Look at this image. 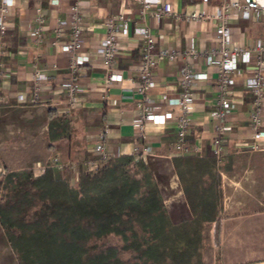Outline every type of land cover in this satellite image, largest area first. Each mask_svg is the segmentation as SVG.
Instances as JSON below:
<instances>
[{
  "label": "crops",
  "instance_id": "crops-1",
  "mask_svg": "<svg viewBox=\"0 0 264 264\" xmlns=\"http://www.w3.org/2000/svg\"><path fill=\"white\" fill-rule=\"evenodd\" d=\"M159 1L168 5L172 13L160 18H146L155 37L153 50L167 48L177 51L179 56L175 59H159L154 64L156 84L149 90L151 104L155 106L156 112L171 111L176 114L180 66L189 62L197 72L204 73V77L195 80L188 137L189 142L196 145L198 150L196 154L188 156L203 159L214 156L213 109L218 69L204 53L217 46V20L213 16L221 0ZM75 2L14 0L7 13V29L0 37L4 45V74L0 81V93L6 97V102L0 105V125H8V120H25L32 137L34 127H38L45 138L43 161L54 164L75 162L73 170L77 171L86 170L87 160L92 156V147L102 130L106 147L118 156H132L148 146V154L142 155L140 159L153 172L158 188L161 190L162 185L171 188L173 192L168 196L162 195L164 204L168 200L171 203L182 200L191 212L173 164L174 159L187 156L176 153L173 148L175 117L166 119L164 123L147 121L144 125L145 137H141L134 126L140 120V96L136 88L143 46L142 35L135 31V26L143 24L135 16L138 9L136 0H78L83 29L80 52L90 55V59L74 72L80 88L76 106L68 107L63 83L70 75L69 57L62 50L61 42L67 37L69 27L66 25L59 37H55L54 29L59 19H70L71 6ZM38 6L43 18L39 35L34 31L33 19ZM124 8L130 18L128 32L118 35L120 49L113 62L114 71L121 77L106 82L102 59L98 53L106 33L104 20ZM192 11H203L208 17L189 18ZM230 25L233 44L250 47L255 39L264 43L263 10L257 11L249 19L233 11ZM190 47H195L200 54L196 57L187 56L185 52ZM250 56L251 62L239 64L241 72L229 87L234 106L226 118L221 156L224 166L216 165V171L220 174L218 187L222 191L223 203L210 223L209 233L218 235V264H264V189L256 194L253 192L250 197L236 190L238 184L244 182L236 174L239 155L264 157V134L257 138L253 136L250 118L252 92L244 80L254 70L252 60L255 54L251 52ZM35 66L43 69L46 79L41 81L39 99L31 102L30 90ZM260 115L261 129L264 131V97ZM230 156L234 162L226 165ZM30 162L32 167L41 161L33 159ZM159 163L167 171V178L159 176ZM185 166L182 164L181 168ZM64 169L54 168V177L62 179L60 175ZM250 169L262 171L253 172L251 178L255 175L257 178L258 174L264 175L263 163H257Z\"/></svg>",
  "mask_w": 264,
  "mask_h": 264
},
{
  "label": "trees",
  "instance_id": "trees-1",
  "mask_svg": "<svg viewBox=\"0 0 264 264\" xmlns=\"http://www.w3.org/2000/svg\"><path fill=\"white\" fill-rule=\"evenodd\" d=\"M130 164L136 167L133 174ZM173 164L192 214L191 220L178 225L169 222L157 183L141 159L134 160L129 155L114 157L94 171L79 173L75 186L54 177L51 167L35 177L32 170L25 171L24 176L32 180L35 189H22L19 194L24 197L22 204H39L36 217L23 220L26 227L20 228L16 236L13 227L18 221L9 216V209L0 212V224L10 244L13 246L16 238L28 244L25 254L31 258L17 255L19 264H77L82 259L104 263L101 253L87 251V239L93 234H126L135 224L165 229L169 235V229L181 228L186 234L192 227L198 234L206 217L214 219L222 198L216 159L213 155L204 159L187 155L174 159ZM182 164L187 166L181 168ZM37 189L45 195L43 198L36 197ZM211 193L213 198L209 197ZM152 242L155 244L156 238Z\"/></svg>",
  "mask_w": 264,
  "mask_h": 264
},
{
  "label": "built area",
  "instance_id": "built-area-1",
  "mask_svg": "<svg viewBox=\"0 0 264 264\" xmlns=\"http://www.w3.org/2000/svg\"><path fill=\"white\" fill-rule=\"evenodd\" d=\"M57 3L58 0H52ZM138 9L135 13L137 19L143 21L142 25L135 26V31L142 35L143 46L140 57V65L138 69L139 83L136 91L140 96L138 102L140 106V120L134 123L138 129L139 135L145 137L144 125L147 121L153 123H164L168 118L176 120L175 141L173 144L174 151L180 155H194L197 153V146L189 142L190 134V113L194 99L193 90L195 80L205 76L204 73H199L189 62L183 63L179 68V96L177 97V112L174 114L171 111L159 113L156 112L155 106L151 104L149 90L156 84V78L153 75V67L159 59H175L179 53L167 48H159L153 50L155 37L149 25L146 23L148 16L160 18L164 15L172 13L168 5L161 3L159 0H136ZM14 0H0V37L7 29V13L12 7ZM264 11V0H221L216 7L214 18L217 20L216 36L217 46L212 47L206 53L209 62L215 65L217 72V94L214 102L213 117L215 120L213 142V154L217 163L221 161L222 145L224 141V133L226 131V118L230 109L234 106V100L229 93V87L235 82L236 75L240 74L241 62H251V52L255 54L252 64L254 70L245 77V85L252 92V110L250 118L252 121L253 136L257 138L264 134L261 129V107L264 97V43L260 39H255L250 47H241L231 42L232 27L230 25V17L233 11H238L243 18L249 19L257 12ZM189 18L198 19L206 18L208 15L203 11H192L189 13ZM35 26L34 31L39 35L43 18L40 15V7L36 8V14L33 17ZM129 16L126 9L118 13L108 16L104 20L106 30L98 53L102 59V65L105 71V81L110 82L113 79H119L120 74L114 71L113 62L116 54L120 49L118 42L119 34L128 32ZM69 27L67 37L61 42V48L69 57L70 75L63 83V88L66 93V103L69 108L77 104V92L80 88V83L75 75V70L90 59V55L80 52L81 43L83 40L82 17L79 12L78 0L71 6V17L68 21L59 19L55 25V37H59L64 31L65 26ZM4 45L0 40V81L4 74L3 67ZM185 54L187 56L196 57L200 54L195 47H190ZM46 79V74L43 69L35 66L32 73L33 86L30 90L31 102H36L39 99V89L41 81ZM6 102V97L0 93V105ZM104 131H100L98 141L92 147V156L87 160L86 171H94L101 164L117 157L118 154L110 151L104 143ZM255 147V146H254ZM148 146H144L141 152H135L132 157L138 160L142 155L148 154ZM76 166L75 162L66 164L40 163L33 166L34 175L43 174L47 168H68L73 170Z\"/></svg>",
  "mask_w": 264,
  "mask_h": 264
},
{
  "label": "rangeland",
  "instance_id": "rangeland-1",
  "mask_svg": "<svg viewBox=\"0 0 264 264\" xmlns=\"http://www.w3.org/2000/svg\"><path fill=\"white\" fill-rule=\"evenodd\" d=\"M7 123L8 125H5V123L0 125V212L2 213L9 209L7 210L9 211V216L18 221L19 224L13 227L14 235L17 236L20 228L26 227L24 221H29L36 217V209L39 207V204L34 206L36 201L33 202L32 206H27L26 203L22 204L24 197L19 193L27 189L34 192L35 189L32 180L25 177V171L32 170V173L34 171L32 169L34 165L31 167L30 160L37 159L41 161L36 164L50 162L43 161L45 138H43V134L38 127H34L35 132L32 137L30 128L25 120L14 122L8 120ZM230 157L226 165H232L234 162L233 158ZM236 162V174L244 181L241 185L238 184V189L236 190L243 191L249 197L253 192L256 194L258 191H262L264 189V175L258 174L257 178L259 180L256 175L251 178L253 172L262 171H252L250 167L257 163L264 164V157L243 154L239 155ZM215 165L218 167L224 166L221 161ZM128 167L130 174H133L136 167L132 164ZM82 172H86V170L77 171L65 168L61 171L62 175L60 176L75 186L78 181V174ZM233 172L235 173V171ZM158 174L162 178H167L168 176L167 171L164 167H161L160 163ZM187 178L190 179V177ZM39 190L35 191L36 197L43 198L45 195ZM159 192L162 199L163 196L173 193L171 188H164L162 185ZM31 196V194L28 195L29 198ZM213 196L211 193L209 197L213 198ZM222 203L223 200L221 198L217 203L215 215L222 208ZM165 207L169 222L173 225L192 219L191 212H189L182 200L174 203L168 200ZM208 218L206 217L202 221L198 234L192 227H189L186 234L181 228L169 229V235L165 229H150L144 224L141 226L140 224H135L134 229L127 230L126 234L109 233L102 236L93 234L85 242V247L90 253H101L105 257L104 263L101 264H212L213 261L214 264H218L219 249L216 243L218 235L209 233L210 223L213 219ZM154 238H156L155 244L152 242ZM27 245L26 241L16 238L12 246L0 224V264H19L17 255L21 259L31 258L25 254L28 252ZM93 263L95 264V262ZM93 263L90 260L82 259L77 264Z\"/></svg>",
  "mask_w": 264,
  "mask_h": 264
}]
</instances>
